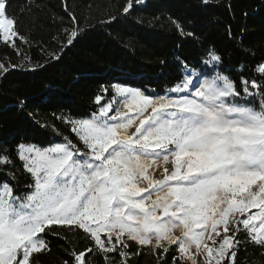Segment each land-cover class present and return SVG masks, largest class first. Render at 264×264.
I'll use <instances>...</instances> for the list:
<instances>
[{
    "label": "snow or ice",
    "instance_id": "1",
    "mask_svg": "<svg viewBox=\"0 0 264 264\" xmlns=\"http://www.w3.org/2000/svg\"><path fill=\"white\" fill-rule=\"evenodd\" d=\"M138 3L126 0L123 13ZM9 6L0 0V42L24 56L17 42L29 37ZM65 11L70 26L53 37L56 49L41 47L45 63L58 61L83 31ZM172 24L182 37L194 36ZM221 63L207 49L195 65L182 64L163 95L101 86L88 117H57L75 141L17 145L29 182L22 192L10 182L14 173L0 182V264H38L49 236L90 245L70 251L63 264H92L93 254L131 264L144 249L157 264H170L169 256L171 264H239L241 247L264 250V60L249 76L242 66L238 80L219 71ZM17 66L0 62V74ZM12 163L0 154V167Z\"/></svg>",
    "mask_w": 264,
    "mask_h": 264
},
{
    "label": "trees",
    "instance_id": "2",
    "mask_svg": "<svg viewBox=\"0 0 264 264\" xmlns=\"http://www.w3.org/2000/svg\"><path fill=\"white\" fill-rule=\"evenodd\" d=\"M9 3L8 16L17 20L20 35L29 37V44L17 42L24 56L0 42L1 61L18 65L0 74V154H8L13 161L0 167V182L14 173L16 179L10 182L18 192L29 178L16 156L17 145L47 147L64 136L75 141L69 126L57 117H88L96 110L94 97L101 86L120 83L151 96L165 94L179 81L182 64L195 65L209 48L222 58L218 70L236 80L242 66L249 76L264 60V0H211L208 5L202 0H142L129 14L122 11L126 0ZM65 5L83 31L58 61L45 63L41 47L49 52L56 49L53 37L62 39L63 28L70 26ZM172 20L194 36L182 37ZM37 62L44 67L33 70ZM48 240L50 251L39 256L38 264H63L70 260V251L90 246L80 237L66 241L49 236ZM89 259L92 264H106L95 254ZM119 259L115 256L107 264H118ZM168 259L171 264V256ZM238 261L264 264V250L243 246ZM131 264H157V260L144 249L131 257Z\"/></svg>",
    "mask_w": 264,
    "mask_h": 264
},
{
    "label": "rangeland",
    "instance_id": "3",
    "mask_svg": "<svg viewBox=\"0 0 264 264\" xmlns=\"http://www.w3.org/2000/svg\"><path fill=\"white\" fill-rule=\"evenodd\" d=\"M2 59L0 58V62H2L1 61ZM129 87V86H128ZM148 95V94H147ZM163 95V94H162ZM151 96V95H150ZM60 142H62V141H60ZM58 143V142H57ZM55 144V143H54ZM54 144H52V145H54ZM52 145H50V146H52ZM38 147V146H37ZM47 147H49V146H47Z\"/></svg>",
    "mask_w": 264,
    "mask_h": 264
}]
</instances>
